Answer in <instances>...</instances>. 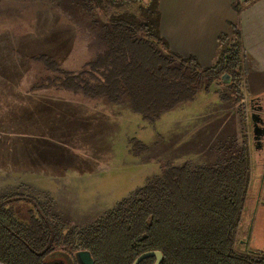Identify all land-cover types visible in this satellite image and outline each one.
Returning a JSON list of instances; mask_svg holds the SVG:
<instances>
[{
    "label": "trees",
    "instance_id": "1",
    "mask_svg": "<svg viewBox=\"0 0 264 264\" xmlns=\"http://www.w3.org/2000/svg\"><path fill=\"white\" fill-rule=\"evenodd\" d=\"M159 1L74 0L64 14L74 13L95 33L94 57L78 70L62 68L45 54L32 61L49 72V85L128 104L147 121L193 101L202 83L205 89L222 84L236 104L242 102L248 55L238 24L218 37L213 65L201 68L195 58L169 49L159 29ZM233 8L239 12L241 6ZM263 103L264 96L250 98V113L258 114ZM219 150L216 163L171 165L95 222L69 231L42 204L26 218L15 210L19 197L0 196V263L76 264V253L87 251L94 264H132L156 250L163 255L160 264H264V253L235 248L250 181L246 134ZM153 263L150 257L140 264Z\"/></svg>",
    "mask_w": 264,
    "mask_h": 264
},
{
    "label": "rangeland",
    "instance_id": "2",
    "mask_svg": "<svg viewBox=\"0 0 264 264\" xmlns=\"http://www.w3.org/2000/svg\"><path fill=\"white\" fill-rule=\"evenodd\" d=\"M74 4L0 0V196L19 197L21 217L42 204L63 232L95 222L171 165L216 163L220 147L244 134L249 141L251 130L246 104L231 114L235 94L218 83H202L193 101L152 121L128 104L49 85L34 56L78 70L98 50L83 19L64 14ZM239 230L238 252L264 253V211L256 204H245Z\"/></svg>",
    "mask_w": 264,
    "mask_h": 264
},
{
    "label": "crops",
    "instance_id": "3",
    "mask_svg": "<svg viewBox=\"0 0 264 264\" xmlns=\"http://www.w3.org/2000/svg\"><path fill=\"white\" fill-rule=\"evenodd\" d=\"M235 3L241 6L239 12L233 8ZM159 10L160 33L169 49L183 58H195L201 68L213 65L218 37L229 30L230 24H238L241 43L248 55L242 102L246 104L249 119L248 100L264 96V0H160ZM262 107L264 120V103ZM237 112L234 103L231 114ZM247 147L250 181L245 202L254 203L258 210L264 211V140L253 128ZM243 242L246 244V239Z\"/></svg>",
    "mask_w": 264,
    "mask_h": 264
},
{
    "label": "water",
    "instance_id": "4",
    "mask_svg": "<svg viewBox=\"0 0 264 264\" xmlns=\"http://www.w3.org/2000/svg\"><path fill=\"white\" fill-rule=\"evenodd\" d=\"M262 110H263V107H260L258 114H255L253 111H251L250 121H251L252 126H253V132L256 133L257 131L261 130L263 132L262 138L264 140V120H263L262 114H261ZM150 257L154 258L153 264H160L162 259H163L162 253L154 250V251H148V252H144V253L140 254L132 262V264H140L144 259L150 258ZM75 261H76V264H94L93 259L91 258L89 252H87V251L77 252L75 255ZM0 264H2V263H0Z\"/></svg>",
    "mask_w": 264,
    "mask_h": 264
},
{
    "label": "flooded vegetation",
    "instance_id": "5",
    "mask_svg": "<svg viewBox=\"0 0 264 264\" xmlns=\"http://www.w3.org/2000/svg\"><path fill=\"white\" fill-rule=\"evenodd\" d=\"M255 134H257L259 137V136H262L263 132L260 130V131H257ZM58 256H60V255L58 254Z\"/></svg>",
    "mask_w": 264,
    "mask_h": 264
}]
</instances>
